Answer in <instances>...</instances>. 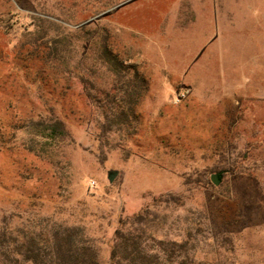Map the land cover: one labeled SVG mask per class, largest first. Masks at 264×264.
Instances as JSON below:
<instances>
[{"label": "rangeland", "instance_id": "1", "mask_svg": "<svg viewBox=\"0 0 264 264\" xmlns=\"http://www.w3.org/2000/svg\"><path fill=\"white\" fill-rule=\"evenodd\" d=\"M42 28L71 44L67 73L40 84L41 65L26 81L13 57ZM103 34L149 82L133 137L101 134L96 108L64 78H88L78 63ZM43 90L61 99L69 139L25 128ZM263 134L264 0H0V264H33L20 254L27 240L50 253L71 227L110 264L120 221L146 209L154 221L136 232L160 264H264ZM241 157L255 182L237 173ZM163 195L181 204L153 202Z\"/></svg>", "mask_w": 264, "mask_h": 264}, {"label": "trees", "instance_id": "2", "mask_svg": "<svg viewBox=\"0 0 264 264\" xmlns=\"http://www.w3.org/2000/svg\"><path fill=\"white\" fill-rule=\"evenodd\" d=\"M45 32L46 30L42 28L39 32L29 33V37L20 44L14 54L15 66H19L18 71L23 74L26 81L31 80L30 71L37 64L41 67L37 75L32 77L33 83L42 84L48 79L50 77L46 73L48 70L54 72L52 76L60 79L69 69V58L65 54L69 51L70 41L66 38L44 40ZM107 38L108 36L103 34L102 41L93 49V57L82 59L78 63L88 78L82 75L75 76L71 71L69 72L71 77L68 75L64 78H68L69 83L75 81L81 87V94L96 108L100 116V120H97L101 134L106 136L107 133L116 130L125 132L126 137H133L138 133L140 122L138 108L149 92V82L140 72L139 65L130 63L112 52ZM103 70L104 72H101ZM104 74L112 80L108 85L103 82L106 78ZM71 88L72 85L68 90ZM66 93L62 92L61 96ZM35 99L41 104L43 112H38L35 117L27 120L25 128L37 130L40 137H45L47 132L50 135L58 133L63 139H69L64 123L55 117V108L63 107L61 99H54L50 92L45 90L37 93ZM48 115L51 117H47ZM255 138L253 142L264 144V134ZM29 150L33 153L31 149ZM246 163L247 161L241 157L240 163L235 164L236 168H239L237 173L243 181L255 182L257 179L255 173L242 170ZM153 202L166 207L179 205L181 197L163 195ZM154 206L155 204H152V207ZM153 216V212L146 209L132 218L120 221L112 240L110 264H160L158 258L151 255L147 247L142 248L140 237L142 234L136 232L139 225L146 221L153 222L154 219H151ZM80 229L71 227L66 229L64 235L56 233L50 242V253L42 252L45 250L42 243L30 238L25 242L24 253L20 254H24L25 260L33 264H99L97 252L87 240L80 247L79 239L85 237Z\"/></svg>", "mask_w": 264, "mask_h": 264}, {"label": "water", "instance_id": "3", "mask_svg": "<svg viewBox=\"0 0 264 264\" xmlns=\"http://www.w3.org/2000/svg\"><path fill=\"white\" fill-rule=\"evenodd\" d=\"M224 172L216 173L211 176V182L214 186L219 187L222 183ZM117 171H111L108 175V180L110 183H113L115 178L117 177Z\"/></svg>", "mask_w": 264, "mask_h": 264}, {"label": "built area", "instance_id": "4", "mask_svg": "<svg viewBox=\"0 0 264 264\" xmlns=\"http://www.w3.org/2000/svg\"><path fill=\"white\" fill-rule=\"evenodd\" d=\"M186 94H187V93L183 91V92L181 93L180 97H181V98H184V97L186 96Z\"/></svg>", "mask_w": 264, "mask_h": 264}]
</instances>
